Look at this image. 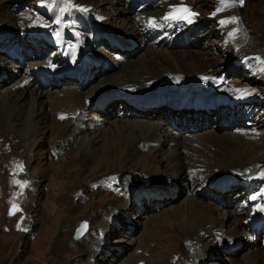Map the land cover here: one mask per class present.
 Instances as JSON below:
<instances>
[{"label": "rangeland", "instance_id": "1", "mask_svg": "<svg viewBox=\"0 0 264 264\" xmlns=\"http://www.w3.org/2000/svg\"><path fill=\"white\" fill-rule=\"evenodd\" d=\"M78 1L82 0H42L40 3L37 0H0V9H4V12L9 14L10 17L7 19H10L9 23L14 25L13 27L17 28L16 30L21 29L18 42H20V39L27 40L25 46L29 43V40H31L32 45L37 42L34 38H28L27 31L32 27L37 31L44 29L55 21L61 27V33L67 39L65 41H71V35L74 33V35H77L76 32L81 33L82 30L79 27L83 26L82 24H88L84 27L89 29L88 32H92V39L90 38L89 45L85 46L88 50L85 54L89 56L88 59L91 62L108 59L112 55L111 48L115 49L116 52L113 55L116 57L123 55L124 52V62L122 60L121 65L123 66L125 62L126 64L123 67L121 65L120 68L112 67L113 70L111 71H106L107 67H104L101 68V72L96 73V76L86 75V81L92 80V84H95V86L103 82H113L119 75L125 74L126 70L134 69L136 66L139 68H143V66L153 67V61H149L146 65L141 62L145 58L153 59L155 57V54L148 52L146 47L158 49L156 50L158 55H160L159 53L173 54L175 57L184 55L189 56V59L193 56V53L204 54L202 60L206 62V69L211 73L197 74L196 77L194 75L186 78V81L182 84L190 85L189 87L192 90L196 89L191 94L200 98L207 94L212 99L214 95L211 92L224 88L225 97L228 100L222 97L220 100L225 101L224 105L220 103L216 109L209 111L212 112L210 113L211 116L209 114L205 122L212 125V129L205 128L203 129L204 132L214 131L213 134L220 135L221 133L220 136H222L225 134L221 131L223 128L228 130L232 134L231 136H244L243 138L246 140L249 138L251 144L247 143L248 149H255L254 152L258 150V153H261L258 156L259 160L248 163L251 164L249 167L259 168V166H264V146L260 147L258 145L261 141L264 142V0H244L243 9L237 8L232 0L236 12L233 18H238L239 28L242 32V35L238 34L240 32L234 31L237 28L232 27V31L236 34L232 36L236 38L233 41L228 36L229 33L222 31L216 18L215 11L219 5L218 0H134L132 2L120 0L118 4L110 0H86L92 5L89 11L79 6ZM175 5L186 7L188 12L193 15L187 21L166 19V16L163 15V7L166 10L168 6ZM126 9L127 14L123 13ZM143 14H155L169 23L166 24L165 28H162L163 31L158 29L159 32L156 35L146 32L137 33L136 39L139 42L136 41L134 47L127 45L128 48H122L120 45L116 46L117 43L110 42V40L113 42L117 38L122 40L127 35H134L133 27L127 19L128 17L131 18L134 24L136 23L134 19H144L142 18ZM125 15H127V18ZM75 16H77L78 22H74ZM152 22L153 20L149 21V23ZM174 22L173 29L171 24H174ZM15 24L19 25L16 27ZM3 28L11 29L10 26ZM205 30H209L208 34H204ZM38 33L39 31L32 34V36L37 37ZM44 37L45 35H43V39ZM141 38L142 41H140ZM63 40L62 42H65ZM160 41H163L164 45L158 46V44H162ZM165 43L166 46H169L166 47ZM57 46L56 43L44 39L42 45L37 47L34 52L47 53L46 57L56 58L57 63L55 64L61 68V58L56 57L59 52ZM144 46L146 47L144 48ZM50 48L52 49L48 51ZM125 50L127 51L125 52ZM162 50H165V52H162ZM27 52L24 49V54H27ZM50 53L51 55H49ZM62 54L64 53H61L60 56ZM8 57H4V60L0 58V61H2L0 66L5 65L6 71V74H4L0 70V79L5 84L0 86V92L6 88L8 76L13 74L14 71H18L13 67V69L9 67L19 66V62H14ZM39 60L51 61L43 57ZM26 67V64L22 65L21 70L24 71ZM175 78L180 82L185 79L184 76H181L182 79L180 80L176 75ZM51 79L50 82L56 78ZM76 82L79 84L78 81ZM69 83L70 81H67L65 86ZM162 84H168L167 78L164 79ZM61 88L57 87L55 89L60 90ZM236 90L246 92V94H244L243 100L236 101L238 102L237 106L232 107L234 103L232 94H235ZM52 91L57 90L53 89ZM45 92L48 93V90ZM168 92L174 93V91ZM178 93L181 95L180 92ZM49 99L51 98L45 94L37 101L38 107L43 110L41 112L42 117L35 119L38 122L39 129H41V126L53 128L55 124L54 116L50 115L48 111L46 112V109L51 105ZM203 101L188 95L182 100V103L192 108L212 107L215 104L214 102L203 104ZM23 102L26 107L29 106L27 96H24ZM120 108L122 109L123 106L117 105L114 114L109 110L110 114L108 116L104 112L102 118L109 119V123L114 122V119H118ZM90 112L93 113V110ZM159 116V113L151 114L146 118V122L166 129L165 122ZM220 116L224 117L225 120L218 126ZM189 118L190 116H186V121ZM196 118L200 119L199 116ZM171 121L173 124L176 123V119H171ZM58 124H61V120H58ZM189 124L188 126L191 128L192 124ZM59 125L56 124L57 130ZM177 125H179L178 129L182 130V132L180 131L181 135L188 133L187 129L184 130L185 126H180V123H177ZM80 127L84 128V126ZM108 127H110V130L113 128L111 124H108L97 135H103L102 133ZM0 128L9 132L8 135L14 138V143L17 140L25 143L24 147H18L17 151L14 149V152H11V146L8 145L7 138H0V264H246L249 256H252L257 250L264 249L262 246L264 221H262L260 225L262 227L258 233L259 240L252 230L247 229L246 231L248 236L254 234L251 240L254 239V246L257 249L253 246L250 247L242 239V232L246 228L244 226L246 223H244L238 229L240 239L237 240L238 243L235 244V247H232L234 248L233 252L230 251L232 253L227 251L228 247H226L224 251H215L207 255L205 249L209 244L208 249L213 251L211 244L217 243L218 234L215 233L213 237L209 236L208 238L207 235L201 232L199 235L193 236L194 231L192 228H195V225L198 224L197 227H202V224L194 218L187 220L179 213L185 205H188L187 201L191 198L203 204L210 202L205 193L206 188H210L211 184L219 188L224 187L226 182L221 179L222 177L224 179L227 177L230 180V186L236 192L230 194L226 200H221L222 202L219 203L220 210L219 213L215 214V218L219 214L227 213L229 209L234 212H240L242 209L245 211L250 210L255 197L258 200H264V179L263 181H257L260 184L255 183L256 186L254 184L253 190L247 192L246 187L239 180L241 177H239L238 172L242 168H238L236 175L232 172L218 174L212 183L210 179H204L202 175L197 174L205 170L191 175L192 171H189L188 168L186 174L187 176L188 174L191 175L188 176L190 182L185 184L177 182L175 191L179 192L180 196L175 202H163L160 207L158 205L156 208H152L147 203L143 209L141 208L142 200L145 198L148 202V198H150L148 197L149 193L146 195V192L149 191L148 187H144L148 183L145 181L146 177L150 176H144V174L135 170H140L138 166L143 165L145 162L146 148L145 151L141 149L140 153L133 151V157L129 158L126 155L128 151L129 153L131 151L132 142L130 141L128 149L125 148V145H120L122 152L112 154L111 148L114 145L116 146L115 140H111L114 136L108 138L109 141L100 136V140L95 144L97 152L92 153L89 145L85 144L91 136L87 134H91L90 132L79 135L80 138L76 137L77 141H74L72 148L64 140H54V130L52 128H49L51 130H48L46 134H42V131H40L41 135L32 136L28 140L25 136L10 129L9 125L3 122L2 119L0 120ZM54 142H57V144ZM81 142L83 146H80ZM223 146L226 145L219 146V148ZM103 147L111 150L104 151ZM23 151L26 154L24 158H21ZM222 152L223 150H219L220 154ZM219 153L217 154L218 158L214 160L216 162L219 161ZM160 154L159 159L163 157L164 150L160 151ZM137 162H139L138 165H136ZM237 163L241 165L240 162ZM218 164L231 166L228 161L219 162ZM155 166H158V164ZM158 167L165 168V165L162 163ZM249 167L245 166L244 168ZM174 169L171 170L172 173L169 176L172 178L176 175L181 177L175 173L176 170ZM261 169L264 168L261 167ZM225 170H232V168H226ZM261 174H264V172ZM261 174L259 175L261 176ZM127 177H133L132 179L138 183L141 180L144 184L141 190H137L134 199V203L140 209L132 205L131 207L120 208V212L116 213L115 208L118 206V202L123 201L120 197L125 193L121 189L123 187L122 182ZM151 177L156 179L163 176L154 175ZM243 178L245 180L244 176ZM252 183L249 184L252 185ZM21 185L24 186L21 187ZM33 188L37 190V193L30 191ZM25 190L29 194H26ZM227 190H224L223 194ZM168 196L167 194H162V196L157 194L153 199L159 200ZM125 200L130 203L133 198L131 200L125 198ZM13 205H16L18 210H15L13 215H9V210L12 209ZM108 213L110 214L106 216ZM115 214L120 215V219L118 217L113 219L112 217ZM254 216L263 218V216H259V212ZM101 219H108V223L113 226L108 229L110 233L104 234L103 229H100ZM83 223L85 226L83 235L75 240V230ZM199 236L205 240L206 244L202 246L192 244ZM103 239L106 240L107 247H111L109 254L107 249L104 252L103 259H101V256L100 259L94 256L89 259L90 261H87L85 249L90 247L93 252L103 242ZM120 252L123 254L121 255ZM133 254L135 258L131 257Z\"/></svg>", "mask_w": 264, "mask_h": 264}, {"label": "bare ground", "instance_id": "2", "mask_svg": "<svg viewBox=\"0 0 264 264\" xmlns=\"http://www.w3.org/2000/svg\"><path fill=\"white\" fill-rule=\"evenodd\" d=\"M41 1L42 0H37L38 3H40ZM110 1H112L115 4H118L120 0H110ZM128 1L132 2L134 0H127L126 2ZM218 1H219V5L215 11L216 18L218 19V23L222 31L229 33L228 36L233 41L236 39L232 37L236 35L234 31L240 32L238 34L242 35L241 29L239 28V24H238V18L235 19L233 18L236 15L234 9V3L232 2V0H226L227 6H224L221 4L220 0ZM78 5L88 11L92 7V5L88 3V1L86 0H82L80 2L78 1ZM176 9H187V8L179 5H175V6H168L167 9L164 10L163 7L162 10L163 15L166 17L168 16L176 17L173 18L172 20H184V21H187L189 17L193 15L190 14L189 12L187 13L176 12L175 11ZM123 13L127 14V9ZM154 15L147 14L142 16V18L144 19H134L136 20V23L134 24L132 23V19L128 17L127 20L131 23V26L133 27L132 30L134 35L124 36V39L122 40L117 38L116 39L117 41L113 40L112 42L111 40V42L113 44L117 43L116 45H120L122 48L123 47L128 48L127 45L134 47L136 46V41L139 42V40L136 39L137 33L146 32L149 34L151 33L153 35H156L159 32L158 29L163 31L162 28H165L166 24L169 22L168 21L166 22L161 18H159L158 16L156 15L154 16ZM9 17H10L9 14L7 12H4V9L1 8L0 25L3 27L10 26L11 29L3 28L0 26V50L3 51L2 53H0V58L4 60L5 59L4 57H8V56L10 57L12 55L21 58L22 62L18 61L19 66L14 65L9 67L11 69L14 68L18 71H14L13 74L11 75L7 74L9 75L7 78L8 83L6 84V88H4L0 92V120L2 119L3 122H6L7 125H9L10 129H13V131H15L16 133L25 136L28 140L32 136L34 137L38 134L41 135L40 131H42L41 132L42 134L43 133L46 134L48 130H51L49 128L52 127L46 128L45 126H41V129H39L38 122L35 121L36 118L42 117L41 112H43V110L38 107L37 101L46 94L49 96V98H51L49 99L51 100V105L49 106V108L46 109V112L48 111L50 115L54 116L55 124L52 128L54 130L53 131L54 140H64L68 146L72 147L75 143L74 141L76 140V137H78L83 133L90 132L91 134L89 133L87 134L91 136L87 139V143L85 144L89 145L92 153L94 152L96 153L97 148H95V144L98 143V141L100 140L99 139L100 136L101 137L103 136L105 140L106 139L108 140V138L114 136L113 138H111V140L112 139L115 140L116 146L115 145L112 146L111 148L112 154L120 151L122 152L120 145H125V148L128 149L129 148L128 144H130L131 141L132 142L131 143L132 147H130L131 151L130 153L129 151L128 153L126 152L127 153L126 156H128L129 158L133 157L134 152L140 153L141 149L145 151L146 148L147 154L144 155L145 164L143 163V165L140 164L138 166L140 170H142L143 172H141L140 170H135L139 173L144 174V176L146 175L150 176V177H146L145 181L148 183H146L147 186H144V187H148L147 189H149V191L146 192V195L147 193H149L148 197L150 198H148L149 200L148 202L146 201L147 199L145 198L142 200L141 208L143 209L146 207L147 203L152 208L154 207L156 208L158 205L160 207V205L163 202H167V201L175 202L180 196L179 192L175 191V185L177 184V182H182L184 184L189 183L190 178L188 179V176H191L201 170H205V171L202 173L199 172L197 174L202 175L204 179L206 178L210 179V182L212 183L218 174L232 172L234 173V175H236L238 172V168H242V170L238 172L239 177H241L239 178V180L242 181V183L246 186L247 189L250 188L248 192H251L253 190L254 184L257 183V181L262 180V176H260L259 174L264 172V169H261V167L264 168V166H259V168L258 167L250 168L249 165L251 164H248L252 161L259 160L258 156L259 154H261L258 153V150L257 152H254L255 149L253 150L251 148L248 149L249 147L247 146L248 145L247 143L251 144L249 138L246 140L245 138H243L244 136H237V135H235V137L231 136L232 134H230L228 130H225L223 128L221 129V131L225 132V134H223L222 136H220L221 133L220 135L213 134L214 131L204 132L203 129L205 128H208L210 130L212 129V125L205 122V120L208 119L207 116H209V114L205 112H199L198 116L200 117V119L199 118L195 119L192 117V115H196L195 114L196 112L206 111L207 109L202 107L192 108L191 106L182 103V100L185 99L188 95L195 99H201L200 97L191 94L196 89L193 88L194 90H192L189 87L190 85H184L182 83L186 81V78L193 77L194 75L196 77L197 74L211 73L207 71L206 62L202 60V57L205 56L204 54L193 53V56L190 59L188 58L189 56H184V55L179 57H175L173 56V54L166 55L163 53H159L160 55H158L157 54L158 52L156 53V50L158 49L144 46V48L146 47L148 49L147 50L148 52L154 53L155 57H153V59L145 58V60L141 62H144V64L146 65L149 61H153L154 63L153 67L150 68L147 66H143V68H139L138 66H136L134 69L132 68L131 70H126L125 74L119 75L113 82H103L95 86V84L94 85L92 84L93 82L92 80L86 81V75L89 74L90 77L91 75L96 76V73H98V71L101 72V68L104 67H109L110 69H112V67L120 68L122 66L121 61L123 60L124 62L123 59V55L125 54L124 52L123 55H118V57H116L113 55L114 52H116L115 49L111 48L110 52L112 55L109 56L108 59H105V61L91 62L88 59L89 56L85 54V52L88 51L85 46L89 45L88 43L90 38L92 37V32L91 31L88 32L89 29H86V27L84 26H80L79 28L82 29L84 33L80 34L79 32H76L77 35H74L75 33L72 34L71 41L72 40L73 41L67 44L66 42H62L63 39L64 40L67 39L65 38V36L62 39L61 27L58 26V23L55 24L53 22V24H51L49 27H45L44 29L41 30L39 29L41 32L39 39H43V35H45L46 37V38L44 37L45 40L51 41V39H54L55 41H57L59 45L62 46L61 53H64L61 55V58H63V66L59 68L58 66L55 65V63L52 60L48 62L40 61L39 60L40 58L35 55L33 47H30L31 54L29 55V57L26 54L24 55L23 46L20 44V42H18L21 29L16 30L17 28L15 29V27H13L14 25L9 23L10 19H7ZM125 17L127 18V15H125ZM152 20L153 22L149 23V21ZM78 21L79 20L77 16H75L74 22H78ZM105 24L107 23L105 22ZM171 25L174 29L175 22L174 24ZM54 26H56L55 30L53 29ZM232 27H236L237 30L232 31L233 29ZM65 29L62 30L66 31ZM34 30L36 29L32 27V29L27 31L28 38L32 37L31 34L34 32ZM54 32L55 34H53ZM208 32L209 30H205L204 34H208ZM140 41H142V38L140 39ZM162 42L163 41H160V43ZM40 43H41L40 40H37L36 44H40ZM168 46L169 45H167L166 47ZM126 51L127 50H125V52ZM163 51L165 52V50H162V52ZM89 52L91 53V51ZM24 64H26L27 67L23 71L21 70V66L22 65L24 66ZM125 64H123V66ZM4 66L5 65L0 66V70L4 74H6ZM41 67H49L52 69L53 73H57V74H52L50 77H45L46 79L43 78L40 84L39 80H37L35 76L32 75V73L34 68H41ZM58 75H60L58 79L56 78L55 80L50 82L52 80L51 78H55ZM175 75L180 80L182 79L181 76H184L185 79H182V81L180 82L178 79L175 78ZM70 76L76 77V81H79V84L75 81L69 80L70 81L69 85L65 86V83L68 81ZM166 78L168 84L164 85L162 84V82ZM81 79H83V81H81ZM2 84L5 85L4 81L0 79V86ZM69 86L72 87L67 88ZM57 87H62V88L60 90L55 89ZM53 89L57 91H52ZM47 90L48 93L45 92ZM168 91H174V93H169ZM178 92H180L181 95ZM225 93H226L225 90L222 89L218 92L219 95L221 94L225 95ZM244 94H246V92L236 90L235 94H232V96L236 97L238 100H243ZM24 96H27L29 99L28 107H26L25 103L23 102ZM160 102L166 103L165 106L170 108L171 107L180 108L184 106L190 109L178 113L173 112L172 110H169L167 108H160L154 110L152 109L149 111L142 110L144 105L157 104ZM211 102L215 103L213 107H218L220 103H223L222 105H224L225 101L212 97L210 103ZM127 103H131L130 105L136 103L137 107L134 108L132 106H129ZM104 104H106L105 105L106 107L103 110L100 107L103 106ZM117 105H122V106L124 105V107L122 109L120 108L121 110H119L120 113L117 116L118 119H114L115 120L114 122L109 123V119L102 118V114L104 112L106 116L110 114L109 110L111 111V113L114 114V110ZM92 110L93 113L90 112ZM158 113L160 115L159 116L160 118L166 117L167 120L176 119V123L173 124L167 121L164 124L166 129H164L161 126L158 125L153 126L151 123L146 122V118L149 115L151 114L155 115ZM174 113H176V115H174ZM187 113L191 114L188 121H186V116H188ZM61 117H63V119ZM58 120H61L60 125L58 124ZM224 120H225L224 117L220 116V118L218 119V126L221 125L220 123H222ZM177 123H180V126L182 127L185 126L184 130L187 129L188 133L185 135H181L180 131L182 132V130L178 129L179 125H177ZM189 123L192 124L191 128H189L188 126ZM56 124L59 125L58 130L56 129ZM108 124H111V127H113L112 130H110V127H108L102 133L103 135H97L99 134V131L101 133V131H103L105 126H107ZM80 126H84V128ZM252 126H254V124H252ZM68 127L69 129L71 128L72 129L67 130ZM0 131H1L0 138H7V143L8 145L11 146L10 148L11 152H14V149L17 151L18 147L21 148L25 146V143L21 142V140H17V142L14 143L13 142L14 138L8 135L9 132H7L6 130L0 128ZM110 144L112 145V143ZM222 145H226V146L219 148V146ZM258 145L260 147H263L264 142L262 143L261 141L260 144ZM80 146H83L82 142L80 143ZM103 149L104 151H108L109 148L103 147ZM111 149H109V151ZM162 150H164V155L159 159V156L161 155L160 151ZM219 150H223L222 154L219 153ZM218 153L220 154L219 155L220 158L219 161L216 162L214 160L218 158L217 157ZM25 154L26 152L23 151L21 158H24ZM226 161H228L231 164V166L227 164L224 165L218 164L219 162H226ZM237 162H240L241 165ZM162 163H164L165 168L158 167ZM138 164L139 162L136 163V165ZM157 164L158 166H155ZM245 166L249 167L250 170L249 168H244ZM226 168H232V170H225ZM173 169L176 170L175 173H177L181 177H177V175L174 176L173 178L170 177L169 175L172 173L171 170ZM187 169L195 173L191 175L188 174L187 176L186 174ZM154 175L157 176L162 175L163 177H158L155 179L151 177ZM243 176L245 177V180ZM132 178L127 177L126 179H123L122 182L123 187L121 186L122 187L121 189L124 190L125 193H123L122 196L120 197V199H123V201L118 202L119 204L115 208L116 213L120 212V208H126L128 206L131 207L132 205L135 208H138L134 203V199L137 190L139 189L141 190L144 184L142 183L141 180L138 183L135 182ZM221 179L226 182L224 187L219 188L216 186H211V188H206L207 190L205 193L207 195V198L210 199V202L203 204L202 202L194 201L191 198L189 201H187L188 205H185V207L182 208V211L179 212L185 219L188 220L190 218H194L198 223L202 224V227H197L199 225L197 223L198 225L197 226L195 225V228H192V230L194 231L193 236H197L201 232L207 235L208 238L209 236L213 237L215 233L218 234L217 236L219 238H217L216 240L217 243H215L214 245L210 243L213 251L208 249L209 244L205 249L207 255L215 251H220V252L224 251L226 247H228L227 251L230 252L232 247H235V244L238 243L237 240L240 239V237H238V229L240 226H242L241 224L244 223H246L244 224L246 228L245 231L242 230L243 231L242 239L246 241L250 247L253 246L254 248L255 247L254 246L255 244L253 242L254 239L251 240L254 234H252V236L249 234L248 236L246 234V231L247 229L253 230L252 226L254 224L253 223L254 220L262 221L264 219V200L263 199L258 200L257 198L253 199L254 204L250 207V210L245 211L244 209H242L240 212H234L229 209L227 213L219 214L215 218V214L219 213L220 210L219 203L222 202L221 200L222 199L226 200L230 194L236 192L233 190V187H230V189L228 188L230 185L227 186L228 182L226 179H224L223 177ZM201 182H203V180ZM249 183H252V185H250ZM224 188H228L229 191L223 194L222 191ZM30 191L37 193V190H34V188ZM25 192L26 194H29L28 191L25 190ZM157 194L158 196H162V194H167L169 195L168 196L169 199L167 200L168 197L159 200L153 199L154 196H156ZM125 198L129 200L133 198V200L130 201V203H128V201L125 200ZM263 198H264V192H263ZM257 212H259V216L260 217L263 216V218L255 217L254 215L255 214L257 215ZM109 214L110 213L106 214V216ZM115 217H118L120 219V215L118 216L117 214H115V216H113L112 218L114 219ZM107 220L103 219L101 221L102 224L100 226V229H103L104 234L110 233L108 229L110 227H113L111 226V224L108 223ZM226 222L228 223L226 224ZM106 243H107L106 240L103 239V242L98 247H96L93 252L91 251L90 247H88V249H85L86 252L85 254L87 255V261H90L89 259L94 256L99 257V259L101 256V259H103L104 252L107 249H108L107 253L109 254L111 247L108 248ZM193 243L198 244L199 246L206 244L205 240L201 236H199V238L196 241L194 240L192 244ZM120 253L121 255L123 254L122 252ZM131 257L135 258L134 254L131 255ZM248 259L249 260L246 264H264V249L257 250L254 254H252V256H249Z\"/></svg>", "mask_w": 264, "mask_h": 264}, {"label": "snow or ice", "instance_id": "3", "mask_svg": "<svg viewBox=\"0 0 264 264\" xmlns=\"http://www.w3.org/2000/svg\"><path fill=\"white\" fill-rule=\"evenodd\" d=\"M221 4L224 5V6H227L226 4V0H220ZM233 2L235 3H243V0H233ZM176 12H183V13H187L188 10L187 9H176L175 10ZM173 18H176L174 16H168L166 17V19H173ZM190 22V21H189ZM63 119V117H61ZM24 185H21V187H23ZM15 210H18L17 206L16 205H13L12 206V209L9 210V215H13L14 214V211Z\"/></svg>", "mask_w": 264, "mask_h": 264}]
</instances>
